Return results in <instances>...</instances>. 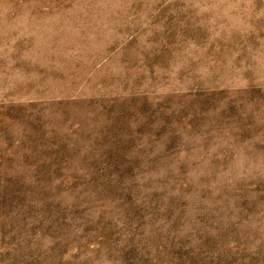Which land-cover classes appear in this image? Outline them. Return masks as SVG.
<instances>
[{
    "label": "rangeland",
    "instance_id": "374dc122",
    "mask_svg": "<svg viewBox=\"0 0 264 264\" xmlns=\"http://www.w3.org/2000/svg\"><path fill=\"white\" fill-rule=\"evenodd\" d=\"M0 264H264V0H0Z\"/></svg>",
    "mask_w": 264,
    "mask_h": 264
}]
</instances>
